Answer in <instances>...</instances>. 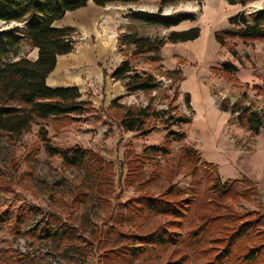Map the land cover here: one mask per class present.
I'll return each mask as SVG.
<instances>
[{"label": "rangeland", "instance_id": "rangeland-1", "mask_svg": "<svg viewBox=\"0 0 264 264\" xmlns=\"http://www.w3.org/2000/svg\"><path fill=\"white\" fill-rule=\"evenodd\" d=\"M262 7L264 0L246 5L228 4L225 0L177 1L163 6L161 15H188L192 19L165 28L130 16L133 10L157 12L158 0L106 6L88 2L84 7L65 13L54 26H72L75 29V48L66 56V64L73 65L68 67V71L74 74L79 72V67L74 66L73 55H79L84 49H89L96 58L101 56L100 67L106 65L103 66L106 70L120 56L122 59L130 56L134 46L121 43L124 33L136 31L158 40L173 30L199 27V36L194 40L164 42L157 50L132 57V65L138 70L151 72L161 81V86L151 92L129 95L125 92L119 100L126 105L145 106L151 103L156 109L171 106L176 115L193 117L195 102L189 101V105L185 102L190 87L185 84L193 76L204 85L213 103L219 104L226 98L230 103L237 100L254 106L242 94L233 101L229 99L231 91L228 93L225 90L228 83L231 87L244 89H248V85L240 84L230 74L220 71V61L226 53L239 60L238 47L249 48L255 42L264 46V41L243 43L237 38H226V44L221 45L215 40L214 32L236 30L237 27L228 22L230 16L240 12L250 14ZM18 53H26L33 59L36 50L23 44ZM211 77L219 82H212ZM94 82L93 77L87 80L83 98L89 97L95 108L75 120H54L46 128L53 145H78L96 152L104 164L99 176H87L81 169L65 166L58 155H47L36 124L15 141L9 142L5 136H0V264H165L179 259L186 252L189 255L188 264H202L216 256L226 244V238L216 244H205L203 248L206 251L198 254L191 253L182 244L143 249L139 236L158 225H168L169 230L184 236L191 223L193 225L199 219L216 215L212 209L213 204L218 202L222 203L219 212L229 217L230 221L234 220L229 223L232 228L225 227V233L218 237L229 235L246 219H259L261 225L257 229L264 232V180L243 173L238 177L224 178L219 175L216 165L201 161V153L193 146L205 129L193 128L191 122L169 129L158 123L147 135L123 131L116 126L113 117L115 115L118 119L121 111L102 110L109 106L112 99L104 105L99 95L101 88ZM88 83H92L91 86ZM154 122L157 121L149 123ZM169 131H182L185 138L170 142L168 158L156 159L160 168L152 176L150 169L154 166L146 163L143 177L128 181L127 161L133 155L130 151L139 154L146 145L162 144ZM246 139L248 141V136ZM184 146L196 151L195 157L199 158L197 164L194 158L189 161L181 156ZM243 148L251 150L246 144ZM147 178L149 180L144 182ZM217 180L221 185L233 180L223 198H218L210 188ZM141 181L144 183L139 185ZM171 185L174 187L170 195L172 200L190 197L191 186L197 187V197L184 224L175 228L170 224V217L156 214L138 217L133 224V219L128 218V209L133 201L141 195L158 196ZM100 189L108 194L98 201ZM179 190L182 194L177 192ZM21 216L19 222L17 219ZM43 229H50V232L46 233ZM261 240L250 235L247 240L238 241L225 264H264V249H261L262 254L255 262L243 263L240 260L249 246H257Z\"/></svg>", "mask_w": 264, "mask_h": 264}, {"label": "trees", "instance_id": "trees-1", "mask_svg": "<svg viewBox=\"0 0 264 264\" xmlns=\"http://www.w3.org/2000/svg\"><path fill=\"white\" fill-rule=\"evenodd\" d=\"M145 0H0V136H5L7 141L12 142L19 139L23 133L31 128L33 124L39 126L38 133L43 144L44 151L49 156L58 155L62 163L67 167L81 169L85 175H98L103 168V161L99 155L91 149L78 145L60 147L53 145L48 137L46 126L58 119L75 120L80 118L88 110L95 108L91 101L83 98V94L76 85L50 87L46 83L47 75L54 69L58 55L66 54L74 50L73 40L74 28L72 26H54L56 20L61 19L68 11L84 7L88 2L97 6L109 4H137ZM177 1L204 0H158L159 10L149 12L133 10L131 18L148 24L160 25L165 28L177 26L184 20L192 19L188 15H161V9L165 5ZM228 4L246 5L255 0H225ZM228 22L237 29H220L214 32V38L221 45L226 44V38H237L243 43L255 40L264 41V7L250 14L240 12L228 18ZM200 29L192 26L183 30H173L163 39H152L136 31L124 33L121 43L133 45L130 56L124 57L110 72L100 67L103 77L123 81L126 94L137 92H151L159 89L161 81L151 72L136 69L132 63V57L159 49L164 42H185L194 40L199 36ZM26 44L30 49L36 50V58H29L27 54L19 55L20 47ZM220 71L233 73L234 65L229 61L221 63ZM122 96L113 98L107 108L103 111L119 109L118 119L113 115L116 126L123 131H136L147 135L156 124L160 123L164 128L177 125L183 127L192 120V116L183 114L176 115L171 106L167 109H156L151 103L145 106L126 105L119 103ZM189 94L185 95V102L189 105ZM219 107L223 111L236 113L239 121L244 123L251 134L264 131V109L254 108L251 104H243L239 101L229 102L222 99ZM173 112V113H172ZM157 121L156 123H149ZM148 124H150L148 126ZM185 138L182 131H169L160 145H146L139 154L132 150L133 155L127 161L129 167L127 175L132 178H142L146 163L152 164L150 174H154L160 168L159 158H168L170 154V142L181 141ZM181 156L190 161L191 158L199 161L196 151L184 146ZM156 160V161H155ZM135 163V164H131ZM167 163V162H166ZM165 163V164H166ZM194 164V168L196 167ZM166 165L164 166V168ZM99 176V175H98ZM147 178L144 180L146 182ZM101 181V179H100ZM143 181L138 184L144 183ZM226 181L221 185L218 180L211 187L218 198L226 196L230 190V184ZM101 184L102 181L100 182ZM104 185V184H103ZM174 192L171 185L167 190L158 195H141L137 197L128 209V218L149 217L151 215H163L170 217V224L178 228L183 225L191 213L193 203L197 197V187L190 189V197L179 200L170 199ZM179 194L182 192L177 191ZM98 201L101 196L108 194L107 191L99 190ZM104 198V197H103ZM216 215L209 218L199 219L198 223H191L190 228L184 236L176 231L169 230L168 225H158L154 230L140 233L139 242L143 249L166 247L168 245L182 244L188 247L191 253H204L203 246L207 243L221 242L226 238V244L216 253L213 259H208L202 264H225L232 255L237 242L247 240L250 235L259 238L261 242L256 246H249L242 254L243 263L255 262L264 249V232L257 229L261 225L259 219H246L236 226L229 235L225 233V227L232 228L229 220L223 213L222 203L213 204ZM23 216L18 217L21 222ZM136 226V225H135ZM138 227V226H137ZM44 230V229H43ZM46 233L50 229L44 230ZM188 253H184L179 259L167 261L165 264H188Z\"/></svg>", "mask_w": 264, "mask_h": 264}, {"label": "crops", "instance_id": "crops-1", "mask_svg": "<svg viewBox=\"0 0 264 264\" xmlns=\"http://www.w3.org/2000/svg\"><path fill=\"white\" fill-rule=\"evenodd\" d=\"M238 50L240 59L237 60L226 53L224 59L220 61V68L224 60H230L235 67V71L230 75L240 84L248 85V89L231 87V83H228V88L225 89L228 93L231 91L228 97L233 101L242 94L254 104L253 107L264 109V93L261 94L262 91L264 92V46L255 42L252 47L241 46ZM71 53L72 51L57 56L54 69L46 77L48 86L76 85L79 91L85 94L87 90L85 84L93 77L95 86L101 88L99 95L104 105H107L111 99L125 94L123 81L104 78L100 68L102 63L99 61L102 57L96 58L89 49H84L79 55H73L74 66L79 67V72L77 74L69 72L68 67L73 65L66 64V56ZM121 60L122 56L116 59L107 69L108 72ZM211 79L216 84L219 82H216L214 77ZM91 84L87 85L91 86ZM185 85L190 86L187 90L190 102H195L191 126L205 129L201 132L198 143L193 146L201 153V161L216 165L219 175L224 178L238 177L243 173L264 180V131L251 134L246 125L239 121L236 113L223 111L218 103H213L204 85L198 83L195 76ZM88 99L91 100L89 97ZM245 144L250 146L251 150L243 148Z\"/></svg>", "mask_w": 264, "mask_h": 264}]
</instances>
